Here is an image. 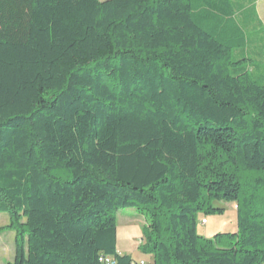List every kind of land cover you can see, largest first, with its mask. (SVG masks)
Returning a JSON list of instances; mask_svg holds the SVG:
<instances>
[{
    "label": "trees",
    "instance_id": "obj_1",
    "mask_svg": "<svg viewBox=\"0 0 264 264\" xmlns=\"http://www.w3.org/2000/svg\"><path fill=\"white\" fill-rule=\"evenodd\" d=\"M256 1L0 0L5 264H140L117 250L120 208L152 264H264ZM222 202L235 231L198 234Z\"/></svg>",
    "mask_w": 264,
    "mask_h": 264
},
{
    "label": "rangeland",
    "instance_id": "obj_2",
    "mask_svg": "<svg viewBox=\"0 0 264 264\" xmlns=\"http://www.w3.org/2000/svg\"><path fill=\"white\" fill-rule=\"evenodd\" d=\"M256 11L264 27V0L256 1ZM249 35L247 55L253 63L254 76L262 80L264 66L260 53L264 49V34L258 33L255 28L251 27ZM216 205L224 208L222 213L198 214L196 231L203 237L212 238L217 233L233 232L236 229L235 203L222 202L216 203ZM202 218L205 219V223H201ZM116 219V247L118 252L129 254L137 261L142 260L143 264H152V257L142 252V246L146 241L143 216L135 208H120L117 211ZM8 224L9 217L0 213V264H5L14 258L15 234L12 230L7 229Z\"/></svg>",
    "mask_w": 264,
    "mask_h": 264
},
{
    "label": "built area",
    "instance_id": "obj_3",
    "mask_svg": "<svg viewBox=\"0 0 264 264\" xmlns=\"http://www.w3.org/2000/svg\"><path fill=\"white\" fill-rule=\"evenodd\" d=\"M205 219H201V223H205ZM102 264H115V260L112 257L100 258ZM140 264H143V261H140Z\"/></svg>",
    "mask_w": 264,
    "mask_h": 264
},
{
    "label": "crops",
    "instance_id": "obj_4",
    "mask_svg": "<svg viewBox=\"0 0 264 264\" xmlns=\"http://www.w3.org/2000/svg\"><path fill=\"white\" fill-rule=\"evenodd\" d=\"M139 261H142V260H139Z\"/></svg>",
    "mask_w": 264,
    "mask_h": 264
}]
</instances>
